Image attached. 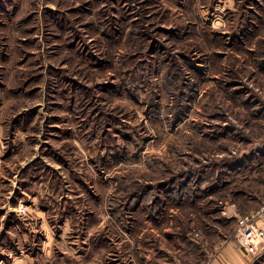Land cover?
Returning a JSON list of instances; mask_svg holds the SVG:
<instances>
[{
  "label": "rangeland",
  "instance_id": "1",
  "mask_svg": "<svg viewBox=\"0 0 264 264\" xmlns=\"http://www.w3.org/2000/svg\"><path fill=\"white\" fill-rule=\"evenodd\" d=\"M0 126V264H212L264 200V0H0Z\"/></svg>",
  "mask_w": 264,
  "mask_h": 264
},
{
  "label": "crops",
  "instance_id": "2",
  "mask_svg": "<svg viewBox=\"0 0 264 264\" xmlns=\"http://www.w3.org/2000/svg\"><path fill=\"white\" fill-rule=\"evenodd\" d=\"M2 131L3 128L0 126V136H2ZM1 151L2 146L0 145V155ZM14 160L13 155L0 159V217L8 218V220L16 215L17 206L27 197V194H30L28 191L31 188L29 182L24 181L22 175H20L21 162L18 163L20 168L14 170L16 166V160ZM9 223L12 222L9 221ZM259 226L264 229V220L259 222ZM215 250L217 255L212 264H255V262H258L243 253L238 248L234 238L229 242H224V244L221 243Z\"/></svg>",
  "mask_w": 264,
  "mask_h": 264
},
{
  "label": "built area",
  "instance_id": "3",
  "mask_svg": "<svg viewBox=\"0 0 264 264\" xmlns=\"http://www.w3.org/2000/svg\"><path fill=\"white\" fill-rule=\"evenodd\" d=\"M237 229L234 240L238 248L250 256L254 261L264 257V229L259 226V222L264 220V200L261 205L246 216H236ZM195 239H199V234L195 233ZM212 262V261H211ZM210 261L202 264H211Z\"/></svg>",
  "mask_w": 264,
  "mask_h": 264
}]
</instances>
